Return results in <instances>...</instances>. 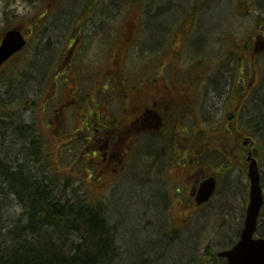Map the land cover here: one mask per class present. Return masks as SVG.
Listing matches in <instances>:
<instances>
[{
	"label": "rangeland",
	"instance_id": "rangeland-1",
	"mask_svg": "<svg viewBox=\"0 0 264 264\" xmlns=\"http://www.w3.org/2000/svg\"><path fill=\"white\" fill-rule=\"evenodd\" d=\"M52 1L0 0V34L19 19L40 18ZM108 1L111 3L105 6ZM112 2L105 0L99 10L112 9ZM236 2L237 0L131 1L133 16H141L140 19L133 20L141 21L139 26L142 33L137 36L129 54L130 72L135 74L140 68H145L147 76L151 74L153 78L157 75L156 69L162 67L161 64L172 69L165 60L171 45L182 48L179 50L178 68L175 67L173 71L177 73L180 84L202 78L198 80V84H194L198 107L196 114L202 123V129L211 128L214 131L226 128L225 119L231 115L234 94L247 89V84L242 86L239 76V71L245 66L238 58V48L245 42L253 43L256 36L264 35V0H251L249 7L245 9L248 15L238 13ZM75 3L79 5V0H60L57 7L68 11L73 9L72 5ZM138 5L140 12H136ZM115 7L120 13L126 8L124 4ZM191 15L195 21L189 28L191 33L184 40L174 38L179 28L188 29L189 25H185ZM114 23H120V19ZM138 31L139 27L136 32ZM101 39L97 45L102 43ZM42 44L34 35L30 38L26 51L7 68V79H0V82H4L2 90L12 92L16 88L13 81L27 79L36 50L40 55L39 62H48V51L54 48L52 45L45 48ZM144 47L147 49L144 50ZM259 55L261 73L259 80H255L248 88V97L240 113L239 127L247 134L245 138L251 139L253 143L264 180V53ZM9 74L14 75L13 78H8ZM209 77L212 78L211 82L204 84ZM200 117L210 125L204 124ZM38 133L45 143L48 135L46 128L43 126ZM25 135L30 140L35 138L32 132ZM14 140L13 136L8 135L4 139L0 135V150L2 147V153L8 160L20 161V144H16ZM144 145L146 146L141 152L148 153V158L143 159L138 154L129 163L124 175L126 178L120 179L109 190L98 195L79 186L73 177L65 175L61 178L68 184L64 194L76 200L93 201L101 209V217L110 226L116 247L110 249V257L113 252L116 255L107 264H227L218 257L212 261L211 256L231 249L240 239L250 194L245 163L234 165V162L226 160L227 168L218 175L220 191L216 198L196 211L197 213L194 212L193 218L178 232L179 229L175 228L173 222L174 207H171L174 202L170 179L172 171L169 168V172L164 174L167 165L164 160L165 164L162 163L160 168L151 172L149 162L152 160L150 154L154 153V146L147 142ZM35 149V146L27 145L23 153H20L26 156L36 154ZM157 150L158 147H155V151ZM211 154L206 166L214 168L221 157L217 153ZM66 156L69 157V152ZM221 160L223 161L222 158ZM159 172H163L167 181H157ZM21 215L22 210L15 203L8 211V224L11 225ZM260 223L258 235L264 237V210ZM210 252L211 256H208Z\"/></svg>",
	"mask_w": 264,
	"mask_h": 264
},
{
	"label": "flooded vegetation",
	"instance_id": "flooded-vegetation-1",
	"mask_svg": "<svg viewBox=\"0 0 264 264\" xmlns=\"http://www.w3.org/2000/svg\"><path fill=\"white\" fill-rule=\"evenodd\" d=\"M101 1L79 0V5L66 11L57 7L60 0H53L48 7L57 8L46 9L39 18L44 19L40 31L50 34L51 40L42 45H52L54 51L50 49L48 56H53L46 58L47 63H35L27 79L13 81L16 88L5 93H14L15 106L19 93H25L36 109L30 117L16 115V120L26 127L35 121L46 126L51 143L61 140L62 151H69L65 164L77 176L92 179L94 187L124 176L136 155L147 158L148 153L141 152L145 142L154 146L150 156L159 152L157 163L166 160L167 167L175 168L170 179L172 191L179 196L176 220L181 226L207 178L203 170L195 173V95L167 88L162 76L149 89L146 69L131 73L128 53L136 27L132 26L130 4L112 0V9L102 11L99 7L105 0ZM119 4L126 7L121 13L115 7ZM118 19L120 23H114ZM100 38L103 41L97 45ZM181 127L190 131L187 139L179 137ZM187 145L191 153L176 150V146ZM180 158L186 162L181 170ZM164 174L159 172L157 181H167Z\"/></svg>",
	"mask_w": 264,
	"mask_h": 264
},
{
	"label": "trees",
	"instance_id": "trees-1",
	"mask_svg": "<svg viewBox=\"0 0 264 264\" xmlns=\"http://www.w3.org/2000/svg\"><path fill=\"white\" fill-rule=\"evenodd\" d=\"M250 1L237 0L235 7L238 13L247 14L245 9L249 7ZM131 17L132 21L136 18L133 13H131ZM190 18L185 25V27L189 25L187 30L181 27L175 32L176 39L187 38L190 33L189 28L195 22L192 20L193 15ZM256 37L253 42L256 41ZM175 48L178 50L175 51ZM179 49L178 46L171 45L170 50L175 57H178ZM238 50V58L245 66L239 71L242 74L240 79L243 86L247 84V89L245 92L237 94L232 101V107L236 113L248 95L250 83L258 79L261 73L259 56L252 43L245 42ZM163 83H165L164 80ZM153 87L155 86H150L149 89H154ZM0 102V105L3 106L4 101L0 100ZM19 102L21 106L29 104L25 93H19ZM1 106L0 135L7 139V135L13 136L16 131L17 144H20V152L23 153L30 140L25 133L30 130L20 120L12 121L10 115V121H8L6 115L1 113ZM236 113L234 112L235 115H237ZM232 121H237L236 117ZM178 134L180 138L186 139L190 135L189 130L185 127L179 128ZM246 136L247 134L238 127L236 129V124L233 125V135L224 131L204 133L200 138H195L193 154L197 159L200 157V152L203 154L206 151L220 153L228 160H234L235 165H243L246 158L244 153L247 149L240 146L239 142L240 137ZM183 143L186 144L187 141ZM31 144L33 145V140ZM4 146L6 143L3 148ZM182 147L176 146V150H180V154L191 153L188 145L185 148ZM2 152L4 151L1 147L0 264H107L116 255V252H113V256L110 257V249L116 248L115 240L109 226L101 217V209L95 205V202L88 199L71 198L64 194L65 187L57 183L55 172H49L50 170L44 168H32L29 165L30 160L27 165L20 162L22 159L20 161L8 160ZM35 159H38L37 154ZM22 161L27 163L26 160ZM101 188L102 185L93 188L92 194L98 195L101 193ZM15 203L20 206L22 215L9 225L8 211L14 207ZM214 256L212 255L211 258Z\"/></svg>",
	"mask_w": 264,
	"mask_h": 264
},
{
	"label": "water",
	"instance_id": "water-1",
	"mask_svg": "<svg viewBox=\"0 0 264 264\" xmlns=\"http://www.w3.org/2000/svg\"><path fill=\"white\" fill-rule=\"evenodd\" d=\"M25 44L26 41L20 33H8L0 47V67L23 49ZM249 178L251 180V202L247 211L242 240L232 251L222 254L228 259L230 264H264V239L253 240L258 216L264 204L256 160L251 161ZM215 187L216 182L214 179L206 181L200 191L198 203L201 204L207 201L213 194Z\"/></svg>",
	"mask_w": 264,
	"mask_h": 264
},
{
	"label": "bare ground",
	"instance_id": "bare-ground-1",
	"mask_svg": "<svg viewBox=\"0 0 264 264\" xmlns=\"http://www.w3.org/2000/svg\"><path fill=\"white\" fill-rule=\"evenodd\" d=\"M103 221H104V220H103ZM105 223L107 224V226H109L108 223H107V221H105ZM109 228H110V226H109ZM110 230H111V228H110Z\"/></svg>",
	"mask_w": 264,
	"mask_h": 264
}]
</instances>
